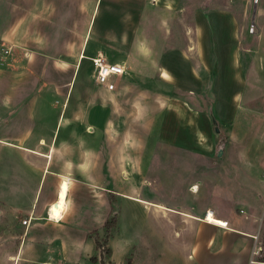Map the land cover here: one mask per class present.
<instances>
[{"label": "rangeland", "instance_id": "1", "mask_svg": "<svg viewBox=\"0 0 264 264\" xmlns=\"http://www.w3.org/2000/svg\"><path fill=\"white\" fill-rule=\"evenodd\" d=\"M88 30L107 35V48L122 54L125 72L110 92L94 82L88 59L74 76L73 95L90 84L83 104L89 109V176L78 189L70 186L77 211L46 225L41 233L51 242L34 247L49 264H196L165 233L164 220L178 237L179 225L170 219L177 212L129 196L175 210L185 201L198 204L210 170L223 159L218 148L235 156L230 147L242 134L234 133L232 115L264 113V0H0V57L8 53L16 63L27 51L74 60ZM119 36L122 50L113 43ZM95 42L91 36L88 48ZM49 69L46 78H65ZM53 100L58 112L62 100ZM178 104L186 117L170 111ZM41 107L49 108L46 99ZM195 192L202 197H192ZM11 235L10 253L24 233L15 228ZM261 250L253 264H264ZM0 264L41 263L6 262L0 255Z\"/></svg>", "mask_w": 264, "mask_h": 264}, {"label": "crops", "instance_id": "2", "mask_svg": "<svg viewBox=\"0 0 264 264\" xmlns=\"http://www.w3.org/2000/svg\"><path fill=\"white\" fill-rule=\"evenodd\" d=\"M93 34L87 31L81 54L74 60V57L71 60H49L46 54L36 51L19 55L21 61L17 63L14 58H9L8 53L0 57L3 69L0 74L7 76L0 80V245L5 247L0 255L3 261L18 263L21 259H34L44 264L42 251L36 250L34 245L41 241L51 242V239L41 230L46 225L58 224L67 214L77 211H73L76 199L69 200V189L70 186L78 189V183L87 181L89 176V109L83 104L90 84L87 88L80 86L73 95V79L83 61L91 57L102 56L108 62L124 63L120 61L122 54L107 48V35ZM91 36L96 42L90 49L88 41ZM113 43L122 50L121 36ZM49 68L65 78H46V73L51 71ZM189 74L195 80L196 77ZM177 77L183 78L181 75ZM61 87H65V93H61ZM54 96L62 100L58 112ZM45 99L49 108L41 107ZM80 101L82 105L77 106ZM176 108L170 111L175 116L186 117L181 104ZM232 117L234 133L241 132L242 140L232 142L230 148L236 150L235 156L228 157L227 148L223 149V159L215 165L213 172L210 170L209 185L202 191L203 202L189 204L185 201L175 210L129 196L132 200L139 199L134 201L146 207H162L167 214L177 212L170 219L176 222L172 225H179L178 237H174L169 226L171 223L163 219L165 233L176 239L174 244L178 243V250L193 257L196 264H253L250 262L252 249L256 246H261L262 252L264 249V238H260L264 236V113L247 110ZM75 168L76 176L72 174ZM195 190L192 186V191ZM203 193L191 195L202 197ZM208 209L217 218L227 220L229 227L207 223L201 215ZM24 219L28 220L25 225L22 223ZM15 228H20L24 236L15 252L10 253L15 245L11 235ZM33 230L35 233L31 232ZM253 235H257L256 240Z\"/></svg>", "mask_w": 264, "mask_h": 264}, {"label": "built area", "instance_id": "3", "mask_svg": "<svg viewBox=\"0 0 264 264\" xmlns=\"http://www.w3.org/2000/svg\"><path fill=\"white\" fill-rule=\"evenodd\" d=\"M92 65L94 67V82L102 87L105 91H113L116 87V80L124 74L125 68L123 65L118 63L108 62L102 56L91 57L90 58ZM214 214L212 210H206L203 219L205 220L208 214ZM207 223L211 224L210 221L205 220ZM28 220H22V223L25 225ZM214 225H218L223 228H227L228 221L224 219L218 220V222H213ZM257 235H253V239L256 240ZM262 249L261 246H256L252 249V255L257 256ZM250 262H255L254 258L250 259ZM49 264V263H45Z\"/></svg>", "mask_w": 264, "mask_h": 264}, {"label": "bare ground", "instance_id": "4", "mask_svg": "<svg viewBox=\"0 0 264 264\" xmlns=\"http://www.w3.org/2000/svg\"><path fill=\"white\" fill-rule=\"evenodd\" d=\"M54 214L57 216L58 212L56 211ZM205 220H208V221H210V223H213V222H218V220H220V219L215 217L214 214L209 213Z\"/></svg>", "mask_w": 264, "mask_h": 264}, {"label": "trees", "instance_id": "5", "mask_svg": "<svg viewBox=\"0 0 264 264\" xmlns=\"http://www.w3.org/2000/svg\"><path fill=\"white\" fill-rule=\"evenodd\" d=\"M114 219H115V217H113V219L111 220V221H108L107 223H106V227H107V229L110 227V225H109V223H111V222H113L114 221ZM107 252L109 253V249H107ZM92 260H94V259H92ZM125 264H131V261H130V259H128L127 261H126V263Z\"/></svg>", "mask_w": 264, "mask_h": 264}, {"label": "water", "instance_id": "6", "mask_svg": "<svg viewBox=\"0 0 264 264\" xmlns=\"http://www.w3.org/2000/svg\"><path fill=\"white\" fill-rule=\"evenodd\" d=\"M215 120V119H214ZM215 131L218 132L219 131V128L216 126L215 127ZM223 153V148L222 147H219L218 148V151H217V156H221Z\"/></svg>", "mask_w": 264, "mask_h": 264}]
</instances>
